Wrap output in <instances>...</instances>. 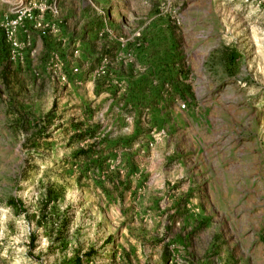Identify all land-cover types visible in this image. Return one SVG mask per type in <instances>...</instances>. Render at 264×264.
Returning a JSON list of instances; mask_svg holds the SVG:
<instances>
[{"label":"rangeland","instance_id":"1","mask_svg":"<svg viewBox=\"0 0 264 264\" xmlns=\"http://www.w3.org/2000/svg\"><path fill=\"white\" fill-rule=\"evenodd\" d=\"M0 264H264V0H0Z\"/></svg>","mask_w":264,"mask_h":264},{"label":"crops","instance_id":"2","mask_svg":"<svg viewBox=\"0 0 264 264\" xmlns=\"http://www.w3.org/2000/svg\"><path fill=\"white\" fill-rule=\"evenodd\" d=\"M83 8H84V6H82L81 7V9L79 10V11H83ZM85 13V11H83V14ZM84 16H85V20H91V18H88L87 17V14H84ZM87 22V21H86ZM103 22H105V20L103 21ZM104 25H106V23H104ZM107 26V25H106ZM106 30V27H104V29H102V31H100V32H102L103 33V31H105ZM91 31H93V32H98L99 31V29H98V31H97V28H91V26L89 27V29H88V31H87V29H86V37H85V45H84V49H86L87 47H88V42H87V39H88V35H91L92 33H91ZM86 51V50H85ZM87 52V51H86Z\"/></svg>","mask_w":264,"mask_h":264},{"label":"built area","instance_id":"3","mask_svg":"<svg viewBox=\"0 0 264 264\" xmlns=\"http://www.w3.org/2000/svg\"><path fill=\"white\" fill-rule=\"evenodd\" d=\"M11 34H12V33H10V34H9V37H8V38H9V41H10V39H11V37H10ZM44 34H45V33L43 32L42 35H44ZM10 44H11V46L13 47L14 50L18 48V44H17L15 41H11Z\"/></svg>","mask_w":264,"mask_h":264}]
</instances>
